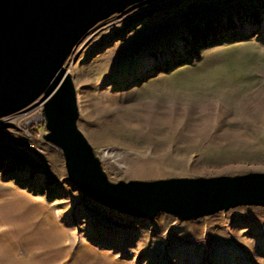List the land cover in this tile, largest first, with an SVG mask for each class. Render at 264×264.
I'll return each mask as SVG.
<instances>
[{
    "label": "rangeland",
    "instance_id": "1",
    "mask_svg": "<svg viewBox=\"0 0 264 264\" xmlns=\"http://www.w3.org/2000/svg\"><path fill=\"white\" fill-rule=\"evenodd\" d=\"M65 69L111 182L264 173V0H145ZM24 112L0 120V264H264V207L193 221L108 209L69 180L40 108Z\"/></svg>",
    "mask_w": 264,
    "mask_h": 264
},
{
    "label": "water",
    "instance_id": "2",
    "mask_svg": "<svg viewBox=\"0 0 264 264\" xmlns=\"http://www.w3.org/2000/svg\"><path fill=\"white\" fill-rule=\"evenodd\" d=\"M143 1L0 0V120L41 104L43 141L60 151L72 184L94 203L128 216L166 213L193 221L242 206L264 207V173L113 183L79 130L76 90L65 63L99 23Z\"/></svg>",
    "mask_w": 264,
    "mask_h": 264
},
{
    "label": "bare ground",
    "instance_id": "3",
    "mask_svg": "<svg viewBox=\"0 0 264 264\" xmlns=\"http://www.w3.org/2000/svg\"><path fill=\"white\" fill-rule=\"evenodd\" d=\"M141 64H143V62L142 61H140V62L138 61V63H136L134 66H132L130 70L133 73H135L136 71L138 72V70L140 69ZM30 106L31 107L33 106V108H35L36 110L39 107L40 108V111H41V114L40 115H43L42 114V107L39 106V103H34V104L30 105ZM106 154L109 155V152H106Z\"/></svg>",
    "mask_w": 264,
    "mask_h": 264
},
{
    "label": "built area",
    "instance_id": "4",
    "mask_svg": "<svg viewBox=\"0 0 264 264\" xmlns=\"http://www.w3.org/2000/svg\"><path fill=\"white\" fill-rule=\"evenodd\" d=\"M39 106L42 107L41 104H39ZM27 108H29V107H27ZM27 108H26V109H27ZM26 109H24V110H22V111L24 112ZM22 111H21V113H23ZM24 113H25V112H24ZM36 116H37L36 118L38 119L39 122H42V123L45 122V119H44V116H43V115H36ZM39 122H38V123H39ZM45 132H46V131H45ZM45 132H44V134H45Z\"/></svg>",
    "mask_w": 264,
    "mask_h": 264
},
{
    "label": "crops",
    "instance_id": "5",
    "mask_svg": "<svg viewBox=\"0 0 264 264\" xmlns=\"http://www.w3.org/2000/svg\"><path fill=\"white\" fill-rule=\"evenodd\" d=\"M53 218H54L55 220H57V218H56V215H55V214H54Z\"/></svg>",
    "mask_w": 264,
    "mask_h": 264
}]
</instances>
